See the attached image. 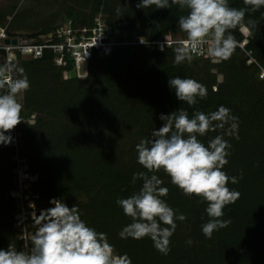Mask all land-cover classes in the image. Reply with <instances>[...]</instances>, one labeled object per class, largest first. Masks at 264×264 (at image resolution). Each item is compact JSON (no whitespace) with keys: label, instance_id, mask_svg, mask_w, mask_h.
<instances>
[{"label":"rangeland","instance_id":"374dc122","mask_svg":"<svg viewBox=\"0 0 264 264\" xmlns=\"http://www.w3.org/2000/svg\"><path fill=\"white\" fill-rule=\"evenodd\" d=\"M138 3H140V0H0V13L2 11L6 12V16L1 13L3 17L0 18V24H3L4 28H8L9 30L7 36V41L9 40V42L0 43V67L6 65L22 67L24 69L23 74L28 77L31 84L33 82V71L31 67L26 66V63L37 60L40 55L34 53V50L27 51L24 49V47H26L25 45H39L48 40L52 41L56 38L55 36H59L57 41L53 44V47L56 50H60L58 44L67 42V39H63L62 37L65 34L63 29H67L68 27L75 30L77 34L80 33L79 35H82L81 41H86L88 30L83 29V27H86L88 23L103 21V17L106 15V17H108L112 12L117 13V9L121 12L132 7H137ZM156 10L162 9H156L155 6L147 8L148 12L156 13ZM172 18L175 19L176 17L172 16ZM135 22L141 24L143 21L135 20ZM59 31L62 32L61 35H59ZM137 37L139 36H135L132 41L142 42V40ZM185 38L186 34L179 29L176 33L168 30L164 40L166 41V45H169L168 48L170 49V46L172 48L171 50L168 49L165 51L166 55L161 54L159 59L163 61L167 70L172 69V71L179 73L193 70L195 74L192 79L197 80L207 87L208 93L216 100V102L214 101L213 103H216L218 108L223 105L231 109L232 114L239 118L238 134L240 139L237 141L234 137L225 135V139L231 143L232 147L230 149L231 155L227 157L229 163L225 166L223 171L230 177H237L241 172L243 175L247 176L249 170L245 169V166L248 155L253 158L261 154L264 155V103L263 109L256 112L251 102L245 103L243 99L251 98L252 102H255L256 97L261 96L260 98L264 102V88H260L257 84L259 80H264L262 74L264 67L262 65L258 67L257 65H259V62L252 56L251 52L246 49L247 39L245 42L237 43V47L228 61L213 63L206 55H201L194 57L190 63L185 62L181 65H176L174 63V48L178 45L179 41ZM14 40L17 41V44H13ZM51 41L48 42L49 45ZM174 41L176 42L174 43ZM170 43H173V45ZM13 45H16V49L13 48ZM146 46H149L150 50L162 52L155 44H147ZM53 47L51 48L54 49ZM92 49L93 47H86L85 51H91ZM52 53L53 54L49 56H53L52 62L56 65L55 67L57 69L58 67H64L65 64H61L59 61L61 53L57 52L59 54L57 62V54H55L54 51ZM91 55L90 52V56ZM66 61L67 63H71L72 61L73 64L71 68L73 72L69 73L66 70L59 72V70H57L58 72L55 74V80L70 78L73 77L74 74L76 77L80 74H86L89 70L88 64L92 63L90 60L80 62L78 60L79 65L78 68H76L75 60L70 55H68ZM66 66L68 67V64H66ZM14 74L20 75L19 73ZM51 74V68L47 65L43 73L44 79L50 80ZM143 81V83L133 82L132 87L127 92L123 93V100L116 101L115 103L114 101L105 103L107 106L102 110L103 119L99 114L103 106L99 108L94 105L97 109V113L89 116L88 119L90 120L89 125L94 128L95 132H89V129L86 127L88 122L84 127V131L87 129L86 131L89 135V139H100L99 143H102V145L96 148L94 141H90L88 144L90 148L81 149L79 151L78 159L80 161L97 153V151H101L103 156L111 152L114 155L113 157L116 155L114 159H118L113 160L112 163L118 161L122 162L124 169H133V167L136 168V166L137 169L141 168V165L137 163L136 144L139 143L141 139L149 138L144 136L145 131H152V129L158 130L163 126L164 121L160 119L161 114L169 115L180 108L176 103V101L179 100L173 90L170 91V93L173 94H167L163 88L159 87L157 82L151 78H143ZM130 83V79L126 76L121 86L127 87ZM241 85L246 87L243 91ZM80 90L78 88L80 96H93L92 94L82 95L83 93ZM233 91H235V93ZM35 94L36 93H33V95ZM27 99L28 92L18 97L19 102L23 105L22 111H27ZM236 99L239 103V107L233 108L231 104ZM94 106L92 107L93 109H95ZM58 111L59 110H55V106L51 104L48 107V111L45 109L35 111L32 119L21 116L22 121L16 126L19 135H16L15 130L6 133V135H10L12 139L17 138V142L13 140L14 142L9 145H0V216L6 213L5 218L8 217L9 220L10 216L12 217V215H14L17 227H20L18 228V237L23 243L24 235L35 230L33 227L35 223L34 217L40 216L45 210L54 207V205L50 203L53 199L52 196L46 198L49 190L47 188H44V190L41 189V187H45L41 184L50 181L49 178L51 175L48 171H44L46 174L44 175L43 172V178L40 179L42 177L41 172H29L25 168L28 174L26 176H20L19 182H16V169L21 166L19 162L22 164L17 147L19 136L23 137L24 134L21 132L24 131V127L32 124L33 120L36 121L37 118H39V120L47 119L48 126H50V124L52 125L50 129L45 130L47 131V136L55 129L59 130L60 127L54 124L58 122L57 119H60L58 116L54 118ZM250 115H254V117L250 118ZM98 117L102 120L98 119ZM147 120H149V122L143 126L144 121ZM45 124L46 122L43 123V125ZM96 126L99 129L95 128ZM218 134H220L219 130L214 133H208L207 136L201 138V140L207 145L208 139ZM256 143L259 144L257 152H252V150L255 149ZM86 145L87 144H83V148H85L84 146ZM8 148L15 149L16 151L10 153ZM110 158H112V156L108 154L107 159ZM13 162H15L16 168L14 167L13 170H9L8 166ZM22 166L27 167L23 164ZM144 171L146 170L144 169ZM157 175L164 182L162 186L168 187V195H173L174 193L176 196L179 204L177 208H175L177 209V215L182 213L186 215L187 219L183 222L179 220L176 221L177 228L170 238L171 251L168 255H163L160 252L158 254L151 239H142L136 240L134 243H138L135 247H141L143 249L142 251H129L130 255L135 260L137 259L140 264H151V261L152 264H177L175 257L180 255L186 258L181 264L191 262L195 260L196 257L200 258V256L206 261L204 264H259L256 259L253 260L250 256L252 262L254 261L252 263L247 258V254H245L244 251L235 254L228 250V246L225 245L222 240L225 239L226 236L221 234L219 230L213 233L211 239L205 238L202 233V225L209 220L206 213L207 203L202 201L199 197H186L177 186L171 184L170 177L163 171L157 173ZM245 180L246 178H243L242 183H244ZM63 183L66 184L68 182L63 180ZM58 185V183H54L53 186L57 187ZM120 195L123 198H127L128 194L120 193ZM168 195L164 197V199L168 198ZM102 198L103 197H100L98 202H100ZM61 201L71 207L76 203L79 204L81 201H85L87 204L91 201V197L83 196V198L77 200L68 201L62 199ZM96 201L97 200L93 198V202ZM244 201L250 202L249 199H245ZM79 212L80 214H85L83 210H79ZM81 218L89 222V219L86 220L85 215ZM123 218H125V223L119 221V225L121 222L124 225L131 222L130 219H126V217ZM223 219L231 221L226 227L227 229L233 230L241 228L244 231L247 221H249V216L245 215L237 218L228 214L227 211H224ZM1 220L0 218V221ZM232 222H235V224ZM89 223V226L95 229H102L103 231L101 230L100 232L106 233L105 228L101 224ZM250 224L256 226L257 222H250ZM103 225L112 227L110 223L106 221H104ZM107 235L109 242L115 246L117 254H121V249H124V246H120L121 242L119 239L111 237L110 234ZM189 239L192 241L191 245L186 243ZM147 245L151 249H155L152 254L147 250ZM116 246H120L121 249L119 247L117 249ZM256 248L259 253L260 249L264 248V242L256 243Z\"/></svg>","mask_w":264,"mask_h":264},{"label":"clouds","instance_id":"9594fccd","mask_svg":"<svg viewBox=\"0 0 264 264\" xmlns=\"http://www.w3.org/2000/svg\"><path fill=\"white\" fill-rule=\"evenodd\" d=\"M243 4L245 7L236 8L230 6L229 0H140L137 8L177 6L186 11L178 20L179 30L186 38L174 48V63L181 65L201 55L213 63L228 61L238 43L234 31L251 35L258 21H246V14L259 11L264 7V0H243ZM23 73L22 67H0V145L12 142L6 133L22 121L23 105L18 97L31 88ZM169 85L177 99L190 107L208 96L207 87L192 78L170 77ZM160 119L164 121L163 126L152 129L150 137L141 139L135 146L137 162L146 171L134 173L132 183L141 179L142 187L128 198H118L116 203L131 220L119 232V237L150 238L158 252L168 255L176 221L183 222L187 217L182 213L177 215V210L166 202L164 197L169 189L162 186L164 182L157 173L163 171L186 197H199L207 203L209 220L202 225L207 239L231 223L223 219L224 208L235 204L240 193L228 185L239 183L243 173L230 177L223 171L232 147L225 135L240 139L239 118L231 109L221 105L210 113L196 110L190 118L188 111L180 107L169 115L161 114ZM43 123L40 121L39 128L48 126L47 122ZM218 130L220 134L209 138L207 145L201 140ZM50 203L54 207L34 217L35 230L24 235L23 250H17L13 243L7 249H0V264H132L126 253L117 254L107 233L97 231L81 218L78 206L70 208L55 198ZM186 243L191 245V239Z\"/></svg>","mask_w":264,"mask_h":264},{"label":"trees","instance_id":"16d2710c","mask_svg":"<svg viewBox=\"0 0 264 264\" xmlns=\"http://www.w3.org/2000/svg\"><path fill=\"white\" fill-rule=\"evenodd\" d=\"M229 2L232 7H245L243 0H229ZM1 13L6 16L5 11ZM1 13L0 18L3 17ZM186 14V11L180 10L177 6L156 10V13L148 12L147 9L132 7L119 13H110L108 16V23L119 34V40L122 42H130L135 36H139L137 38H144L148 42H155L164 40L168 30L174 33L178 32L179 16ZM172 16L176 18L173 19ZM245 19L246 21L248 19L258 21L257 27L251 29V35L244 36L239 30H235L233 34L239 43L245 42L247 39L246 49L251 52L252 56L259 62V65L264 67V7L255 13H247ZM135 20H142L143 22L138 24ZM165 51L167 50L162 52L150 50V47L146 46V44H128L122 46L112 57L101 58L100 60L102 62L108 63L109 70L106 71L107 73L100 72L95 75V73L92 72H95L96 69L91 67L90 75H93L91 79L94 84V90L92 92L93 96L90 97L79 95L78 88L80 90V87L82 88L84 84V79H81L79 76L76 77L74 74L75 77L73 76L60 80L54 79L55 74L58 72L57 70H59V72L66 70L72 73L73 69L71 66L73 63L72 61L71 63L68 62V67H58L57 69L55 67L56 65L52 62L53 56H49L53 54L52 50H47L42 58L26 63V66L31 67L33 71V82L31 83L30 91H28V99L26 100L27 111H22L21 116L32 119L35 111L39 109L48 111L49 105L52 104L55 106V110H59L54 118L58 116L60 119H57L58 122L54 124L58 125L60 129H55L47 136V131L45 130L50 129L52 125L50 124V126L46 128H39L40 121L47 122V119L39 120V118H37L36 121L33 120V123L29 126L24 127V131H22L24 135L20 137L18 146L21 162L23 165L27 166L23 167L29 172H49L51 175L49 178L50 181L41 184L45 186L41 187L42 190H44V188L49 190L46 198L52 196L55 199L70 201L81 199L83 196L91 197V201L87 204L85 201H81L79 204L76 203L72 206H78L79 210L85 212V214H80L81 217L85 215L86 220L89 219V222L101 224L105 228L107 234H110L113 238L119 239L121 242L120 246H124V249L118 246L122 251L121 254L126 253L131 258L132 264H140V262H138L137 259L135 260L130 255L129 251L138 252L143 249L141 247H135L138 244H134L136 241L135 239H121L119 237V232L126 226L122 222L119 225V221L125 223V218L123 217H126V219L130 218L124 215L122 208L117 205L116 200L118 198H123L120 193L128 194V198L142 187L143 181L138 179L136 183L133 184L132 177L134 173L144 171L143 167L141 166V168L137 169L136 166V168L133 167V169H124L122 162L118 161L112 163L113 160L118 159H114L116 155L113 157L114 155L110 151V153L104 156L101 151H97V153L81 161L78 157L81 149L90 148L88 147L90 141H94L96 148L102 145V143H99L100 139H89V135L86 131L89 129V132H95L94 128L89 125L90 120L88 117L97 113L96 107L100 108L103 106L99 112L103 119L102 110L107 106L105 103L111 101L115 103L116 101L123 100V93L127 92L132 87V83H143V78H151L156 81L158 86L163 88L167 94H173L170 93V91L173 90L169 85L170 77H194L195 72L193 70L181 73L172 71V69L167 70L163 61L159 59L161 54L166 55ZM47 65L50 66L52 71L50 80H45L43 77ZM126 76L130 79L131 83L127 87H122V82ZM257 84L260 88H264V80H259ZM241 88L243 91L246 87L241 85ZM233 92L235 93V91ZM33 93L36 94L33 95ZM260 97L261 96L256 97L255 102H252L251 98H244L243 100L245 103L251 102L252 106L255 107V111L259 112L263 109L264 103ZM237 99L231 104L233 108L239 107ZM214 101L216 102L214 97L208 93L207 98L204 100L198 99V103L195 106L190 107L181 101H176V103L180 107L186 109L191 118L196 110H201L205 113L218 110V105L213 103ZM93 106L95 109L92 108ZM249 117L253 118L254 115H250ZM101 118L98 117V119ZM87 122V129L84 131ZM148 122L149 120L144 121L143 126ZM95 128L98 127L96 126ZM150 133L151 131H145L144 136L150 137ZM83 144H87L84 146L85 148H83ZM258 145V143L255 144V149H253L252 152H257ZM108 154H110L112 158L107 159ZM263 164V154L256 156V158L248 155L245 169L249 170V173L247 176L243 175V178H246L245 182L242 183V178L239 180V183L232 184L230 182L228 185L230 189L238 191L240 197L235 204L228 205L224 208L225 212L227 211L228 214L237 218L245 215L249 216V221H256L257 225L252 226L250 222L247 221V225L244 229L245 232L241 228L230 230L225 227L219 229V232L226 236L225 239L222 240L225 245L228 246V250L235 254L244 251L251 262L252 259H256L259 264H264V248H261L259 253L256 248V243L264 242ZM14 167L16 168L15 162L11 163L8 169L13 170ZM45 174L46 172H44V175ZM239 176L240 175L237 177ZM63 180L68 183L64 184ZM54 183H58L59 185L54 187ZM173 195L169 194L168 198H165V200L170 207L177 210L175 208L179 205L178 200L176 196ZM100 197L103 198L98 202ZM93 198L97 201L93 202ZM245 199H249L250 202L244 201ZM5 216L6 213L0 216L2 219L0 221V249H7L9 244L13 243L16 245L17 250H23L24 243L18 237V228L20 227H17L14 215H12V217L10 216L9 220L8 217L5 218ZM104 221L109 222L112 227L104 226ZM89 222L87 221V224H90ZM232 223L235 224V222ZM96 230L100 232L102 229ZM147 250L151 254L155 251V249H151L148 245ZM157 253L159 254V252ZM175 259L177 264H181L186 258L177 255ZM205 262L206 261L200 256V258L196 257L195 260L185 264H204Z\"/></svg>","mask_w":264,"mask_h":264},{"label":"built area","instance_id":"2783aa9c","mask_svg":"<svg viewBox=\"0 0 264 264\" xmlns=\"http://www.w3.org/2000/svg\"><path fill=\"white\" fill-rule=\"evenodd\" d=\"M106 16L103 17L105 20L102 18L103 21L90 22L86 25V27H83V29L88 30L87 31L88 37L86 38L87 39L86 41H81L82 35H79L80 33L77 34L75 30L68 27L67 29H63V32L65 34L62 37H63V39L66 38L67 42L62 43V44H58L60 50H56L53 47L54 46L53 44L57 41L59 36H55L56 38H54L52 41L48 40V41L43 42L42 44H39V45H36V44L25 45L26 47H24V49H26L27 51H33L34 50V53H36L37 55H40V57H42L44 55V52L46 50H53L54 53L57 54L56 62H57V58L59 56V54L57 52H60L61 56L59 57V61L61 64H65V66L67 64L66 59H68V55H70L75 60L76 68H78L80 61L90 60V62H92L93 59H99L100 57L101 58L112 57L115 54V52L118 51L122 46L128 45V44H136V43L139 45L155 44L162 51L169 49L168 48L169 45H166L165 40L148 42L144 38H140V40H142V42H134V41L122 42V41H120L119 40L120 39L119 34L108 23V17H106ZM8 32H9L8 28L6 29V28H4L3 24H0V43L7 42ZM61 34H62V32L59 31V35H61ZM50 41H51V43L49 45L48 42H50ZM175 42L176 41H174V43ZM170 44L173 45V43H170ZM51 47H53L55 50L52 49ZM86 47H93V49L91 51H85ZM13 48L16 49V45H13ZM171 48L172 47L170 46L169 50H171ZM90 52L92 54L91 56H90ZM98 55H100V57H98ZM40 57H38V58H40ZM251 59H252V57H251ZM78 60H79V62H78ZM90 64L91 63L88 64L89 68H90ZM60 66H63V65H60ZM257 66L259 67L260 65H257ZM262 74L264 76V70H263ZM89 75H90V70H88L86 74H80L78 76L81 79H85ZM14 130L16 132V135L18 136L19 135L18 129L16 128ZM22 130H23V128H22ZM19 139H20V136H19ZM13 140H16V142H17V138H13L11 143L14 142ZM18 146H19V143H18L17 147ZM19 164L21 165L20 162H19ZM21 166H19L18 169H16V182H19L20 176H26L28 174L26 169L23 166L22 167Z\"/></svg>","mask_w":264,"mask_h":264},{"label":"bare ground","instance_id":"6f19581e","mask_svg":"<svg viewBox=\"0 0 264 264\" xmlns=\"http://www.w3.org/2000/svg\"><path fill=\"white\" fill-rule=\"evenodd\" d=\"M98 57H100V55H98ZM101 57L99 59H93L92 63L90 64V68L93 67L95 70V72L93 71L92 73H95V75H97L96 73H100V72H106L109 70V65L107 62H102ZM91 76L93 75H89L84 79V84L83 87L81 88V92L83 93L82 95H87V94H92L93 90H94V84L92 82ZM8 151L10 153H14L16 150L12 149V148H8Z\"/></svg>","mask_w":264,"mask_h":264},{"label":"water","instance_id":"95a60500","mask_svg":"<svg viewBox=\"0 0 264 264\" xmlns=\"http://www.w3.org/2000/svg\"><path fill=\"white\" fill-rule=\"evenodd\" d=\"M7 42H9V40H8ZM13 44H17V41H16V40H14V41H13Z\"/></svg>","mask_w":264,"mask_h":264}]
</instances>
